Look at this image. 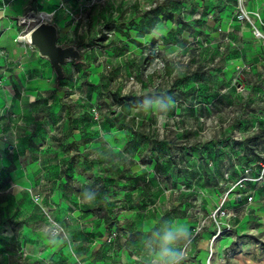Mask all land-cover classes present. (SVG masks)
Returning a JSON list of instances; mask_svg holds the SVG:
<instances>
[{"label": "rangeland", "instance_id": "rangeland-1", "mask_svg": "<svg viewBox=\"0 0 264 264\" xmlns=\"http://www.w3.org/2000/svg\"><path fill=\"white\" fill-rule=\"evenodd\" d=\"M74 8L51 22L80 65L57 82L43 58L3 114L45 167L16 187L24 223L0 221V264H153L169 221L191 233L183 264H264V176L246 172L264 165V44L248 19L264 0ZM229 193L254 202L217 235L212 213Z\"/></svg>", "mask_w": 264, "mask_h": 264}, {"label": "crops", "instance_id": "crops-1", "mask_svg": "<svg viewBox=\"0 0 264 264\" xmlns=\"http://www.w3.org/2000/svg\"><path fill=\"white\" fill-rule=\"evenodd\" d=\"M77 1L0 0V221L7 220V218L19 221L13 217L18 208L19 195L16 187L31 183L45 167V162L33 155L20 135L19 140L15 139L14 142V128L5 127L2 124V120L5 119L3 114L7 115L6 110L13 104L10 98H13L16 93L15 87L21 90L23 86L33 84L34 80L30 78V75L47 67L37 50L31 46H23L22 41L24 40L20 37L22 36L20 34L22 25L18 24V20L35 8L61 11L63 10L60 8L62 3L67 11L68 9L76 11L74 6ZM66 10H63V15L66 14L64 13ZM39 20L33 21L39 22ZM58 25L61 24L58 23ZM66 27L73 29L74 23H67ZM15 74L25 75L20 84L16 81Z\"/></svg>", "mask_w": 264, "mask_h": 264}, {"label": "built area", "instance_id": "built-area-1", "mask_svg": "<svg viewBox=\"0 0 264 264\" xmlns=\"http://www.w3.org/2000/svg\"><path fill=\"white\" fill-rule=\"evenodd\" d=\"M33 13H34L33 11L28 12L27 15H24L22 18H20L18 20V24L23 25L26 22L32 21V20H30V16ZM50 13H51V15H50L51 17H50L49 21H51L53 19L55 11L50 12ZM248 19H250L252 24H253L255 36L260 41H262V43L264 44V12L262 11V9H257L255 11H252L250 14H248ZM41 20H43V19H40L39 22ZM33 28L34 27H32L30 30H28V32L25 34H27V36H28V33ZM22 43H23V46H25V47L26 46L33 47L28 41H22ZM246 172L248 173V175H251L250 179H259L260 177L262 178L264 176V165H263V168L261 169L260 173H258V174H260L258 177H255L254 169H252V168L246 169ZM231 192H233V191H231ZM230 193L228 195H226L225 199L222 200L220 205L212 213V218H214V221L216 222V224L218 226V234L217 235H219L223 230L234 229L235 223L239 217V214H238L239 209L243 208L244 206L248 207L249 205L253 204V202H254V196L252 194H250V195L247 194V195L243 196L242 193H239V194H235V193L230 194ZM242 197H246L247 199H245V201L243 203H237V202H240L242 200ZM239 198H241V200H239ZM222 219H224V222L222 221ZM203 226H204V223H203ZM217 235H215V237Z\"/></svg>", "mask_w": 264, "mask_h": 264}, {"label": "water", "instance_id": "water-1", "mask_svg": "<svg viewBox=\"0 0 264 264\" xmlns=\"http://www.w3.org/2000/svg\"><path fill=\"white\" fill-rule=\"evenodd\" d=\"M59 28L58 24L43 19L28 33V42L36 47L41 57L51 63L57 80L65 77V64L68 61H82V50L79 47L59 44Z\"/></svg>", "mask_w": 264, "mask_h": 264}, {"label": "clouds", "instance_id": "clouds-1", "mask_svg": "<svg viewBox=\"0 0 264 264\" xmlns=\"http://www.w3.org/2000/svg\"><path fill=\"white\" fill-rule=\"evenodd\" d=\"M190 235L187 227L177 225L173 221L164 222L159 227L158 247L153 254V264H183L186 259L184 245Z\"/></svg>", "mask_w": 264, "mask_h": 264}, {"label": "bare ground", "instance_id": "bare-ground-1", "mask_svg": "<svg viewBox=\"0 0 264 264\" xmlns=\"http://www.w3.org/2000/svg\"><path fill=\"white\" fill-rule=\"evenodd\" d=\"M51 15V13L49 12V11H46V10H44V11H40L39 13H33L31 16H30V20H37V19H50V16ZM21 37V39L22 40H24V41H28V36H27V34H24V37H23V35L22 36H20Z\"/></svg>", "mask_w": 264, "mask_h": 264}, {"label": "trees", "instance_id": "trees-1", "mask_svg": "<svg viewBox=\"0 0 264 264\" xmlns=\"http://www.w3.org/2000/svg\"><path fill=\"white\" fill-rule=\"evenodd\" d=\"M76 65H80L79 63L74 62ZM58 82V80H57ZM69 117H72V113H69ZM245 199H247L246 197H242V200L240 202L237 203H243L245 201ZM11 223L15 224V225H20L22 223H24V221H14V220H10ZM108 228H110V225H108Z\"/></svg>", "mask_w": 264, "mask_h": 264}]
</instances>
